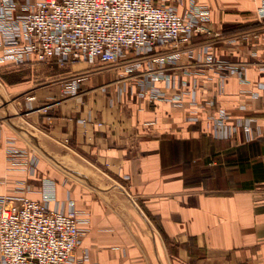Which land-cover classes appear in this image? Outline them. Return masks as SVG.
Returning <instances> with one entry per match:
<instances>
[{
    "label": "crops",
    "instance_id": "0c3cea01",
    "mask_svg": "<svg viewBox=\"0 0 264 264\" xmlns=\"http://www.w3.org/2000/svg\"><path fill=\"white\" fill-rule=\"evenodd\" d=\"M261 2L198 0L211 9L209 34L117 67L0 63L14 79L0 80V198L73 202L86 222L70 264H264ZM206 48L243 75L223 82L198 61ZM149 74L180 76L176 88L156 83L167 100L136 96ZM224 115L229 126L251 120V133L214 138ZM10 141L38 161L34 175L7 160Z\"/></svg>",
    "mask_w": 264,
    "mask_h": 264
},
{
    "label": "built area",
    "instance_id": "2783aa9c",
    "mask_svg": "<svg viewBox=\"0 0 264 264\" xmlns=\"http://www.w3.org/2000/svg\"><path fill=\"white\" fill-rule=\"evenodd\" d=\"M259 14L264 22V0ZM210 19L211 9L198 0H190L183 11L178 0H0V63L17 67L51 62L60 67L82 63L117 67L130 54L144 59L162 49L180 50L195 36L209 34ZM177 59L175 54L170 60L174 63ZM198 61L217 68L223 82L225 73L244 72L237 64L215 61L209 48ZM176 78L180 76L149 74L139 83L136 96L167 100L156 83L162 81L168 89L176 88ZM80 85L81 76H74L70 93L76 94ZM192 94L195 101L196 92ZM228 122L230 117L224 115L214 123V138L229 140L241 129L249 135L253 128L251 120L238 119L232 126ZM6 156L15 165L28 163L31 174H35L38 161H29L27 152L12 141L7 143ZM85 222L73 202L66 209L51 207L49 200L2 197L0 264L73 263L81 245L80 226ZM88 259L85 252L83 261Z\"/></svg>",
    "mask_w": 264,
    "mask_h": 264
},
{
    "label": "trees",
    "instance_id": "16d2710c",
    "mask_svg": "<svg viewBox=\"0 0 264 264\" xmlns=\"http://www.w3.org/2000/svg\"><path fill=\"white\" fill-rule=\"evenodd\" d=\"M11 66H16L14 64H12ZM0 80L6 84H9L10 82H12L14 79H7L4 75H0Z\"/></svg>",
    "mask_w": 264,
    "mask_h": 264
}]
</instances>
